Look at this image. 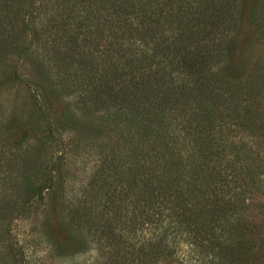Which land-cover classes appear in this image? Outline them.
<instances>
[{
    "label": "trees",
    "instance_id": "1",
    "mask_svg": "<svg viewBox=\"0 0 264 264\" xmlns=\"http://www.w3.org/2000/svg\"><path fill=\"white\" fill-rule=\"evenodd\" d=\"M60 1V17L48 19L54 27L61 20L49 61L66 81L79 78L81 115L127 147L101 154L89 189L68 201L65 234L20 238L16 223L47 185L30 175L28 149L17 141L21 192L16 203L0 195V264H158L174 252L182 264H264V0L252 2L244 21L243 0ZM93 6L110 15L108 32L98 31L108 39L102 55L78 35L73 16L64 18L79 8L91 15ZM28 7L0 0V47L18 57L35 39L22 18ZM87 53L105 65L99 82ZM241 58L242 69L234 64ZM30 90L28 115L41 123L34 130L52 142L68 120ZM7 142L0 130V150Z\"/></svg>",
    "mask_w": 264,
    "mask_h": 264
},
{
    "label": "rangeland",
    "instance_id": "2",
    "mask_svg": "<svg viewBox=\"0 0 264 264\" xmlns=\"http://www.w3.org/2000/svg\"><path fill=\"white\" fill-rule=\"evenodd\" d=\"M22 1L28 8L23 10L22 18L25 22L33 27L32 49L25 52L18 57L13 52L9 51L8 47H0V71L8 68L9 73L2 78L1 95H0V130L6 132L7 144L0 150V195L9 194L13 203H16L18 194L21 189H18L21 176L19 174V166L17 161V150L14 147L17 141H20L22 149H28V172L35 180L43 181L47 186L43 188L42 198L36 203H32L28 216L25 220L18 221L14 227L18 232V236L26 238L34 237L37 234L55 235L61 237L68 231L65 221V213L68 206V201L75 197L82 195L91 186V176L97 166V161L103 152L123 153L127 147L121 141L118 143V135L111 132V130L98 125L94 119H86L81 115L79 106L77 105V95L79 88H75L79 82V78L72 77L66 81L65 78L59 74L57 64L52 62L46 49L49 53L57 51L58 44L55 45L58 38V30L61 20L56 19V25L49 24L48 19L55 16L60 17V12L57 8L60 0H14ZM254 0H243L240 8L241 20L244 21L247 17V12ZM30 5H36L34 11H30ZM91 7L93 14H86L84 8H79L73 12L66 14L64 18L68 20L75 27L79 36L87 35L89 45H92L91 51L95 54L106 52V38L98 37L99 29L104 27V32H108L110 27V15L105 11L102 12L101 17L97 15L99 9ZM94 9V10H93ZM79 10V11H78ZM91 11V10H90ZM89 15V16H85ZM81 18H84L83 24H79ZM62 26V25H61ZM46 30V34H44ZM251 36V30L247 32L244 37ZM55 38V39H54ZM244 40V38L242 39ZM99 41V43H98ZM99 44V45H98ZM9 52V53H8ZM3 55H7L5 60ZM102 55V53H101ZM245 58H241L240 62L234 64L242 69L247 63ZM95 61L86 54V69L91 70V75L98 79L103 74L105 65L96 62L97 69L92 65ZM89 64L92 69L89 68ZM235 65L229 69L234 71ZM10 67H17L20 69V78L13 79L10 74ZM225 67V65H224ZM98 68L100 70H98ZM101 68L103 70L101 71ZM237 68L236 70H240ZM85 69V70H86ZM237 74H239L237 72ZM235 74V75H237ZM71 84L68 88L64 86ZM31 89H36L41 92V96L51 103L50 107L54 116L66 117L68 120L64 124L63 129H58L59 135L51 142V138L47 137L46 132H42L35 127L41 125L36 121L37 117L28 115L31 108H35L36 103L32 104L30 93ZM86 119V120H83ZM60 120H58L59 122ZM65 123V122H64ZM43 125V124H42ZM61 139V140H60ZM32 146V147H31ZM62 152V156L56 159L58 151ZM122 151V152H121ZM27 159V160H28ZM53 161H56V166L52 167ZM34 163V166L31 164ZM52 178H49L51 175ZM51 183V184H49ZM14 210L17 211L16 205ZM18 230V231H17ZM6 244V237H0V257L4 253V245ZM69 248L63 250L67 251ZM62 250V249H61ZM57 258V257H56ZM55 258V259H56ZM54 259V260H55ZM158 264H182L178 253L166 254Z\"/></svg>",
    "mask_w": 264,
    "mask_h": 264
}]
</instances>
